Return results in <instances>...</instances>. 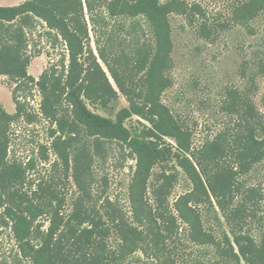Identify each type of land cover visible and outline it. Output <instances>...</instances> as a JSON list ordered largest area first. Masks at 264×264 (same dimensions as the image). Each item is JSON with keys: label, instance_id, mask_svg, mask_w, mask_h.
<instances>
[{"label": "trees", "instance_id": "trees-1", "mask_svg": "<svg viewBox=\"0 0 264 264\" xmlns=\"http://www.w3.org/2000/svg\"><path fill=\"white\" fill-rule=\"evenodd\" d=\"M260 1L232 0L230 22L247 26L264 13V2ZM173 15L196 21L201 38L213 41L217 37L216 27L200 20L206 17L201 8L184 0H25L17 6L0 7V76L12 81L15 105L14 114H7L0 106V210L2 224L10 226L19 251L30 264H123L141 252L148 232L144 221L137 218V209L132 208V216L140 226L120 212L103 214L97 207L91 186L93 157L103 155L105 142L126 148L136 159L137 183L145 193L153 168L171 156V147L163 144L159 148L157 144L164 138L175 140L179 153L189 155L200 170L202 178H194L186 164H191L189 160L176 156L179 166L189 172L192 199H213L230 228L231 239L224 235L219 259L207 264H264V226L260 238L255 239L243 228L242 206H234L242 193L237 175L264 156V119L259 117L249 91H231L227 111L237 117L236 128L220 132L196 152L190 150L184 131L161 104V95L171 85ZM196 15L200 17L196 19ZM40 23L45 25L46 35L60 41L65 50L35 80L27 72L28 32ZM122 37L128 39L129 50L121 44L124 38L119 41ZM255 74H264V60L258 62ZM29 86L39 91L41 117L55 123L57 136L52 146L63 164L71 165L78 196L69 214L62 213L65 201L52 181H35V188L28 183L34 160L21 162L9 154L12 124L33 119L18 97ZM118 93L128 106L116 113L114 121L88 109H107ZM132 117L148 124L144 127L148 140L130 137L124 122ZM226 159H233L235 167L222 165ZM42 160H47L44 154ZM191 169L194 171L192 164ZM174 182L175 176L164 171L157 177L150 186L153 204L149 209L153 231L171 261L180 242L179 220L186 223L193 243L213 242L193 209L188 208L193 200L184 197L170 205ZM41 218H46L45 230L36 222Z\"/></svg>", "mask_w": 264, "mask_h": 264}, {"label": "rangeland", "instance_id": "rangeland-1", "mask_svg": "<svg viewBox=\"0 0 264 264\" xmlns=\"http://www.w3.org/2000/svg\"><path fill=\"white\" fill-rule=\"evenodd\" d=\"M24 1L0 0V7H13ZM184 1L189 6L198 5L206 16L205 19L201 17L200 20H206L218 31L217 37L213 41H208L196 33L198 28L196 21L189 22L185 17L177 15L170 18L173 66L170 72L171 85L161 95V104L177 126L184 131L190 150L196 152L204 142L211 140L220 132L236 128L237 117L227 111L231 102L229 98L231 91L238 93L249 91V97L259 117L264 119V74H255L258 62L264 60V13L247 26H241L230 22L232 0ZM263 2L264 0L260 1L261 4ZM197 17L199 18L200 15H196V19ZM124 23L126 26L129 25L128 22ZM220 23H223L224 27H219ZM46 31L45 25L40 23L34 31L28 32L27 72L35 80L52 62H57L65 50L62 43L54 42L53 38L46 35ZM123 38L119 41L125 39L121 44L124 45V49L129 50V41ZM90 41L95 51L92 33H90ZM252 75H254L253 80L250 79ZM12 87L13 83L9 78L0 76V106L7 114L15 113ZM18 97L25 102L26 111L32 114L33 119L31 121L27 118L20 119L12 124L10 157L21 162L33 159L35 168L28 173V183L35 188V181L41 179L52 181L57 194L65 201L62 213L69 214L78 191L72 178L71 165L66 167L58 151L52 146L57 136L54 134L55 123L41 117L40 94L37 88L33 86L23 88L18 93ZM127 106L126 99L118 93V99L107 109L94 106H88V109L114 121L116 113ZM124 126L131 138L148 140L145 139L144 127L149 126L139 118L132 117L124 122ZM157 144H160L159 148L163 144L171 147V156L153 168L144 194L137 183L136 159L129 155L126 148H121L115 142H105L103 155L93 157L91 186L97 207L103 214L120 212L129 221L134 222L135 226H140L132 216V208L135 207L137 218L144 221L148 232L142 251L132 254L123 264H195L197 260L207 264L209 260L219 259L224 235L231 239L230 228L213 199L207 201L205 196H200L198 202L192 199L193 185L188 173L190 172L196 179H201L199 168L189 155L179 153L175 140L164 138ZM43 154L47 160H42ZM176 156L183 159L186 157L194 171L191 169V164L186 163L189 169L186 173L179 166ZM221 164L229 168L235 167L233 159H226ZM163 171L175 176L169 196L170 205L182 201L184 197L193 200L188 203V208H192L194 214L198 216L206 235L213 238V242L209 244L193 243L186 223L179 220L181 243L177 242V256L172 261L162 250L149 215V209L153 204L150 186ZM237 181L242 193L237 195L234 206H242L243 228L255 239H259L264 226V156L251 165L247 172H240ZM181 209L185 214H189L185 206ZM36 222L41 223L42 230L47 228L46 218L38 219ZM113 247L117 248L115 241ZM0 264H30L19 251L10 226L2 224L1 210Z\"/></svg>", "mask_w": 264, "mask_h": 264}]
</instances>
